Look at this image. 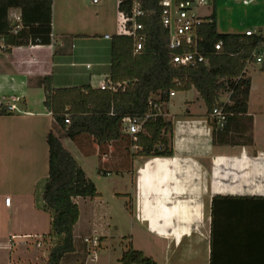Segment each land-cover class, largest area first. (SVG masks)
I'll return each mask as SVG.
<instances>
[{"label":"crops","instance_id":"1","mask_svg":"<svg viewBox=\"0 0 264 264\" xmlns=\"http://www.w3.org/2000/svg\"><path fill=\"white\" fill-rule=\"evenodd\" d=\"M14 1L8 9L9 19L19 24L24 19L25 27L23 23L18 25L13 34L24 30L29 43L13 46V36L9 41L0 37V100L16 107L11 114L0 115V252L6 255L14 245L26 243V238L45 241V236L50 237L47 234L52 217L42 209L49 176L47 134L52 130L61 138L88 177L83 160L100 149L87 135L80 136L84 156L77 148L66 145L68 137L45 106L44 89L36 81L52 75L55 87H100L111 68V38H106L109 34L103 35L102 39L110 41L103 48L92 50L87 45L93 35L80 4L84 0H52L51 8L50 0ZM241 7L249 9V21L244 23L235 19ZM208 9L211 12L203 15L215 13L219 32L253 30L264 34V0H214ZM50 21L51 42H33L30 37L37 31L40 36H48ZM111 26L112 35L123 33L118 28V18ZM58 68L65 77H58ZM248 68V113L230 123L231 133L237 136L233 143L214 141V126L195 88L176 91L164 104L165 117L174 125L173 156H130L125 163L130 170L125 191H121L119 181L113 182V197L129 198L124 205L127 234L120 236L127 243L119 257L112 258L107 252L108 234H99L95 229L78 233L87 221L82 222L81 198L76 199L81 212L74 229L76 251L71 253L76 264L84 260L83 264H116V260L121 264L122 253L130 246L143 251L156 264H264V62L259 71ZM60 80L65 83L60 85ZM193 90L198 95L194 101L178 97L177 92L187 95ZM249 117L253 137L250 142L249 132L241 129L249 126ZM133 148L137 150L134 146L131 153L136 152ZM118 153L115 145L109 144L103 163L121 167L123 159ZM103 169L106 176L113 172L110 167ZM6 198L11 199L9 205ZM94 199L84 198V202L103 204ZM113 215L111 210L105 216ZM92 232L98 233L100 247L92 250L84 241L80 247L77 239L91 237ZM84 247L90 254L95 251L90 259L83 258ZM5 262L12 263L8 256Z\"/></svg>","mask_w":264,"mask_h":264},{"label":"trees","instance_id":"2","mask_svg":"<svg viewBox=\"0 0 264 264\" xmlns=\"http://www.w3.org/2000/svg\"><path fill=\"white\" fill-rule=\"evenodd\" d=\"M160 0H140L146 11L139 18L146 35L144 46L134 51V39L119 33L111 36V68L106 87L90 84L55 87L52 75H44L36 82L43 87L44 104L52 113L65 135L80 145V136L87 135L100 147V154L106 155L109 144L115 145L118 155L124 157H167L173 156L174 125L165 117L164 104L169 102L171 91H188L195 88L207 108V116L214 107L222 103L225 94H230V103L225 107L229 113L224 127L216 128L215 142L233 143L237 136L231 133L230 123L248 113L251 77L247 74V62L255 61V55L264 40V34L222 33L217 30L216 15L211 13L198 24L200 52L209 60L208 64L180 65L173 63V55L185 50L169 47L170 34L164 28L159 6ZM14 0H0V37L10 40L13 46L29 43L22 29L13 34L17 26L8 16V9ZM214 3V1H213ZM52 0H50L51 8ZM118 9L130 11L131 2L119 0ZM24 29V28H23ZM49 34H33L35 43H50ZM20 38V39H19ZM222 41L220 49L216 44ZM7 49L5 48V51ZM8 51V50H7ZM0 115L11 114L7 102L1 101ZM16 110V109H15ZM70 122L65 121L66 116ZM149 115V117H147ZM125 118L143 119L142 130L133 135L125 132ZM242 131L252 141V118ZM49 147V176L43 193L44 210L52 213L49 236L59 237L49 247L45 264H61L64 257L76 251L74 229L80 219V207L76 199L101 196L95 182L89 178L73 154L63 145L61 138L50 131L46 137ZM137 150L131 153V148ZM124 161V160H123ZM99 172L107 175L101 167ZM101 241V240H100ZM122 264H156L141 250L130 246L122 253Z\"/></svg>","mask_w":264,"mask_h":264},{"label":"rangeland","instance_id":"3","mask_svg":"<svg viewBox=\"0 0 264 264\" xmlns=\"http://www.w3.org/2000/svg\"><path fill=\"white\" fill-rule=\"evenodd\" d=\"M116 1L117 0H101L99 4H94L91 0H84L80 2L82 8H84V11L86 12L88 17V29L90 31L89 33L93 35V37L87 39L88 40L87 45L89 46L90 49L96 50L98 48H103L104 44H108L110 42L102 38L104 37L103 35L105 34L112 35L113 32H112L111 24L116 18H118V28L120 31L123 32L121 26L120 12L118 9L119 0L117 2ZM248 11L249 9L245 7L239 8L236 11V15H235L236 21H240L242 23L249 21L247 19V14H246ZM210 12L211 10L206 7H202L199 10V14H208ZM89 61L92 62V58ZM261 65L262 63L250 65L248 70L259 71L261 70L260 68ZM75 69L78 71L81 70L80 67H76ZM82 71H84V68L82 69ZM56 72L58 74V77H65V74L62 72L61 68L56 69ZM58 83L60 85H63L65 83V80H60L58 81ZM177 94L180 100L183 99L184 96H187L188 98L194 101L197 99L196 96H198L196 94V91L194 90L191 93H188L187 95L181 94L179 92H177ZM228 96L229 93L225 94L223 96V99L228 98ZM4 99L6 101L7 98L4 97ZM200 101L202 108H205L206 106L204 107L205 104L202 98L200 99ZM163 111H164V107H163ZM64 141L68 147H71L73 149L77 148L81 153L79 154L80 156L85 155V153L79 147L78 143H76L70 138H67ZM133 150L136 149L133 148ZM112 155L114 154L112 153ZM104 160H105L104 154L103 153L100 154V149L97 154H88V157L83 160V162H85V165L87 167L88 173L90 174L89 177L95 182L97 189L99 190V192H101V196L96 197L94 200H96V202L102 200L103 204L101 205L100 203H95L94 205L93 204L86 205L84 202V198L78 197L81 198L79 199V201L81 202V207L83 210L82 222L83 221H87V222L85 223L84 227L82 228L80 227L81 229L79 228V230L77 231L78 233L81 231L83 233H88L91 231V229H95L99 234L100 233L108 234L109 245L107 252L109 253V255L112 256V258H115V256L119 257L118 256L119 251L121 252L122 248L125 249L127 243L123 238H120V236H124L127 234V232L125 231L126 229H128L127 228L128 219L125 215L124 205H127L129 198L124 195H120L123 197H119V198L113 197V192H112L113 184H114L113 182L119 181L120 183L119 187L121 191L123 190L125 191V186L127 185L128 178L130 177L129 175L130 170H128V167H125L126 165L125 163L126 161L128 162L130 160V156H128L127 159L126 157L123 158L124 160L123 165H121V167L119 168H115L112 167L110 164L103 163ZM101 167H110L113 171L112 174L110 176H106L100 173L99 169ZM39 200L42 202V199ZM42 209L44 210V208ZM111 210L114 213L113 218H110L109 216H105L106 212H109ZM46 214L49 218L52 217L51 212H47ZM88 218L91 220L89 221ZM92 233L93 236L99 237L98 233L97 234H95V232ZM44 239L45 241L42 240L43 244L41 247L37 246V241L40 240V238L37 237L26 238L25 240L26 243L21 245H14L13 250H11L10 253L9 252L7 253L8 255H6L5 252H0V264H7V262H5V257L7 256L8 258H10V261L12 262L11 264H45L49 254V247L51 245L56 244L59 237L57 235L50 237L45 236ZM122 240H124L123 243ZM78 242L80 243V247H81L82 244L81 242H83V240H81V238H78L77 243ZM87 246L90 248L89 245ZM104 248H106V246ZM82 252L84 259H86L87 257L88 259H90V257L95 254V251H92V254L88 253L85 247L82 249ZM74 258H75L74 255L68 254L65 256L61 264H76L77 262ZM83 262L79 264H83ZM117 263L118 260H116V264Z\"/></svg>","mask_w":264,"mask_h":264},{"label":"built area","instance_id":"4","mask_svg":"<svg viewBox=\"0 0 264 264\" xmlns=\"http://www.w3.org/2000/svg\"><path fill=\"white\" fill-rule=\"evenodd\" d=\"M131 2V10H121V26L123 33L131 36L134 39V51L138 52L144 46L146 40V35L142 32L144 25L139 21V18L146 15V11L142 7L140 0H125ZM214 0H160V12L161 19L164 28L169 31V47L172 50L185 51L173 55V63L180 65H196V64H208L209 60L200 52V34L198 31V24H200L205 17L203 14H199V10L202 7L210 8ZM93 3H99L100 0H92ZM256 32L253 30H247L245 34L252 35ZM106 38H111V36L106 35ZM222 41L216 44V49H220ZM264 62V40L255 55V61L247 62V68L250 65L261 64ZM100 87H106V82H104ZM175 91L170 92V96H173ZM230 94L226 100L222 101L221 104L214 107L210 114L211 121L214 123L216 128H222L225 125L227 116L229 113L225 111V107L230 103ZM0 107L2 105L0 104ZM7 109L13 111L16 109L15 105L7 104ZM149 117V115H147ZM70 118L66 116L65 121L69 123ZM145 120L143 119H131L125 118L123 125L125 132L130 135H135L142 130V125ZM213 125V126H214ZM262 157H264V152H262ZM11 202L10 198H6L5 203L9 205ZM83 241L90 246L92 250H96L100 247V238L96 236L85 237ZM43 241L40 239L37 241V246L41 247ZM122 264V263H121Z\"/></svg>","mask_w":264,"mask_h":264}]
</instances>
